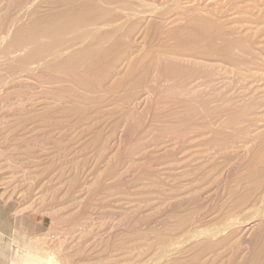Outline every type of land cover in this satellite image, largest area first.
I'll list each match as a JSON object with an SVG mask.
<instances>
[{
	"label": "bare ground",
	"instance_id": "1",
	"mask_svg": "<svg viewBox=\"0 0 264 264\" xmlns=\"http://www.w3.org/2000/svg\"><path fill=\"white\" fill-rule=\"evenodd\" d=\"M150 1H148V0H0V107H5L7 109H11V108L15 107L16 109H19L23 114V116L20 118H23L24 116H28L27 118L33 120L34 122H41V123L44 122V124H45V122H48L51 126L50 122H52V120L56 121V119L59 118L61 121V119H64V117H62V118L59 117L61 113L68 114L66 116L68 117L69 120L70 119L72 120L74 117H75L74 120H76V119H84V118L86 119L87 117H85V116L88 113H91V112L95 113L96 112L99 115L97 114V116H96L92 113V115H94L95 118H93L90 115H89L90 117H88V118H93V119L98 120L101 116L100 112L101 113L104 112L103 108L105 106V101H107L106 98H108V100L114 98V99L119 100L121 103L119 105H115V103H113V105L111 107L113 108V106H114L116 108L114 109L113 112H111L113 109L110 110L111 114L107 115V116H109L108 119L113 118L112 113H118L117 115L121 116L120 119L116 118L114 116L115 115L114 114L113 115L115 117L114 120L118 119V121H120L122 119L121 122L125 123L124 127H127L125 125L126 124L128 125L131 122H133V120L135 118V115H136L135 114V106L133 103H137V102H134V100L138 97V95L140 93H142V91L152 94L155 92L156 89L158 90L161 87H166L170 91L171 90L173 91L171 86L174 87V84L176 85L177 80H180L179 81L180 84L177 82L179 85V88L181 90H184L186 87L185 86L186 82L188 80H191L195 75H197V74L209 75L212 71H215L214 66L205 64L204 61H203L204 62L203 63V62L199 61V59H195L196 61L187 59L186 54L185 55L181 54L180 58H175L176 54L173 52L170 54L172 57H170V56H168L167 53L164 54V52H163V54L162 53L156 54L158 52L154 51L156 56H154V53H153V57L151 58V56H152L151 55L150 58L147 61H145L143 64H141L140 66H136V65L132 64L134 62L133 60L134 59L136 60V58L132 57V55H135V53H137V52L133 51V49L135 50L134 46L136 44L137 33L138 32L140 33V30L142 27H143V29L145 28L146 31H147V29H151L152 31L155 30V32L157 33V30H160V29L163 30L162 28L165 26V24H167L169 22V19H171V17H172V20H173L174 15H176V14H179V15H176V16H178V19H181V20L182 19L184 20V18L187 19L183 9L182 10L180 9V3L183 0L182 1L181 0H164V1L161 0V1H159L160 3H156L157 1L153 2V0H152V2H150ZM185 1H184V3H185ZM189 1H188V3H189ZM178 9H180V11ZM199 13H200V11H199ZM195 14H196V12H195ZM178 21L176 20L174 22L179 23ZM206 21L207 20H204V19L201 20L199 17L193 18V16H192L191 22L189 23V25L187 27L185 25H184V27L180 25L181 28L182 27L183 28L182 29L180 28V31H178V34H182L188 29H191V33L189 34V32H188L189 30L187 31L188 32L187 33L188 36L186 35L187 38L182 34L183 36H182V38L181 37L180 38L183 39L185 37L186 40H183V41L181 40L179 45L184 47V45H185L184 41H186V42L194 43L193 45L195 46L194 49L196 48V51L200 52L201 49H204L202 47L201 42H200V34H209V32H212L213 30H215L214 25H217V24L212 25L211 21H209V20L207 22ZM185 24H186V22H185ZM180 26H178V30H179ZM254 26H256V25H254ZM256 27H254L255 30L256 29L258 30V28H256ZM254 28H252V29H254ZM175 29H177V27H175L174 29L172 28V30H175ZM145 30L143 32V35H144V33L145 34L149 33V31H147L148 33H146ZM160 32L161 31H159V33ZM171 33H173V31H171ZM171 33H169V34H171ZM141 34H142V32H141ZM213 34H214V32H213ZM151 35L154 36V34H151ZM161 35H162V33H161ZM166 35L165 36L168 37V34H166ZM172 35H173L172 38L175 39L174 36L176 34L175 35L172 34ZM210 35L212 36V34H210ZM210 35H209V37H210ZM169 37H171V36H169ZM169 37H168V39H169ZM151 38H153V37H151ZM151 38H149L148 41H152L153 39H151ZM187 39H189L190 41L189 40L187 41ZM145 40H146V37H145ZM176 40H178V39H175V41ZM141 41H142V39L140 40V42H137V43L140 44V43L144 42V41H142V42ZM231 41L232 40H230V42ZM167 43H170V42H167ZM176 44H177V42H176ZM232 44H234V43H232ZM142 46L140 48L137 47L138 50L140 49L142 51L143 48H145ZM181 46H177V47L181 48ZM227 46H228V53H226L225 56H228V57L233 58V59L237 58L238 54L231 53V48H232L231 46L232 45L227 44ZM156 48H159V47L156 46ZM166 49H168V48H166ZM140 50L138 51V53H141ZM206 50L207 49H205V52H206ZM159 52H161V51H159ZM189 53H191V52H189ZM200 55H202V54H200ZM205 55L207 56V54H205ZM205 55H204V57H205ZM212 55H215V54H212ZM184 56H185V58H184ZM225 56H223V57H225ZM136 57H138V56H136ZM210 57H211V53H210ZM143 58H145V57H143ZM123 64H126V66L123 67ZM209 64H211V62H209ZM212 65H213V63H212ZM120 66L123 68H126V67H128V68L126 69V71H122V72H124V74L122 73L121 76L120 75L117 76L120 73L119 68L121 70ZM161 68L162 69L165 68V70L167 71L166 74H168L167 75L168 79L166 80L164 78L166 83L163 81L164 79L162 80L164 82L163 85L159 84L160 82L158 83V81H159L158 79L160 78V74H161V72L163 73V71H164V69L161 70ZM219 68L220 67H218V69ZM23 77H26L28 79V82L25 83L27 81V79L25 78L26 81L24 80L25 82H23L25 84H21V82H20V81H22ZM162 77H163V74H162L161 78ZM206 77H208V76H206ZM200 78H203V77H200ZM262 78H263V76L261 77V80H264V78L263 79ZM196 80L197 79H195L193 81L197 82L198 80L197 81ZM17 82L20 84L19 85L20 87L21 86L24 87L23 88L24 90L22 89L24 92L22 91V93H25V97H19V98L14 99L13 101H11L12 99L11 100L10 99L5 100V98L2 97L3 94L5 92H7V90L9 88H11L12 91L10 89V91L8 90V93L9 92L15 93L16 88H14L15 87L14 85H10L6 88L3 86L6 84H8V85L14 84V83L17 84ZM210 83L213 84L214 82H210ZM202 84H204V83H202ZM229 84H230V82L228 83V85ZM263 86H264V84H263ZM176 88H178V86ZM200 88H201V86H200ZM19 89H21V88H19ZM262 89H264V88H262ZM18 90H16V91H18ZM64 90H66V93ZM169 90L168 91L166 90V92L170 93ZM30 91H32V92L35 91V95L33 93H31ZM62 92H64L65 94L61 95ZM163 92L165 93V91H163ZM192 92L193 91H191V93ZM212 92H214V91H212ZM215 92H218V94H219L220 91H215ZM158 93H159V91H158ZM185 93L189 94L190 91H187ZM40 94H42V95L38 96ZM43 94H45V95H43ZM174 94L175 93H173V96H174ZM209 95H207V96L212 97V95H210V96ZM146 96H147V94H146ZM156 96H159V95H156ZM185 96H187V95H185ZM228 96L229 95L227 94L225 96V98H228ZM4 97H6V96H4ZM164 97H166V96H164ZM225 98H223V100ZM232 98H231V101L234 100ZM35 99L38 100L37 103H35ZM142 99H143V97H142ZM202 99H204V98H202ZM245 99H246V97H245ZM138 100L141 101V99H139V98H138ZM166 100H167V98H166ZM194 100H196V99H194ZM237 100H239V99H237ZM252 100L253 99L250 98V100H246V102L252 101ZM119 101H118V103H119ZM145 101L148 103V100H145ZM160 101H161V99H160ZM172 101H175V100H172ZM153 102L155 103V100ZM153 102H152V104H153ZM176 102H178V101L176 100ZM176 102H170V104L171 103L176 104ZM180 102H179L180 104H183V105L185 104V103H183V101H180ZM240 102H241V100L239 101V103ZM246 102H244L243 104H245ZM138 103H139V101H138ZM147 103H146V107H147ZM149 103H148V106L150 105ZM165 103H168V102L165 101ZM209 103H210V101H209ZM220 103H221V101H220ZM229 103H227V106L229 105ZM248 103H249V105H244V107L241 103L242 108L240 106V108H241L240 110H239V108L237 109L236 105L235 106L233 105L234 106L233 111H235V109H237V113H234V112L233 113L238 114L239 116L238 115L237 116L241 118L240 119L237 117L239 120V122L237 121V123L239 125H241V123L246 119V117H248L247 114H249V116L252 114V116H253V113L257 110L256 109L257 105L255 104L256 102L255 103L254 102H248ZM107 104H106V106H107ZM157 104H158V102H157ZM170 104L168 103V105H170ZM216 104L218 105L219 103H216ZM235 104H237V103H235ZM110 105H108V106H110ZM195 105H197V104H195ZM153 106H154V104H153ZM176 106H178V103ZM222 106H226L225 103ZM227 106H226V108H227ZM233 106H230V107H233ZM237 106H238V104H237ZM157 107H162L161 103H160V106L157 105ZM157 107L155 106L153 109L156 110L155 108H157ZM186 107L187 106H185V108ZM203 107H206V105L202 106V108ZM207 107H209V106H207ZM149 108H150V106H149ZM1 109H3V108H1ZM183 109H181V111H183ZM108 110H109V108H108ZM140 110L138 109L137 111H139V113H140ZM154 110H152L153 114L155 113ZM177 110H180V109H177ZM204 110H202V111H204ZM2 111L4 112V110H2ZM6 111L9 112V110L5 109V112ZM162 111H164V108L162 110L160 109L159 114ZM217 111H218V109H217ZM106 112H108V111H105V113ZM110 112H108V113H110ZM144 112L147 113V109ZM156 112H158V110H156ZM168 112H170V111H168ZM168 112H166V114ZM192 112L196 113V109ZM197 112L199 113V111H197ZM228 112L229 111H226V112H224V114L228 113ZM230 112L227 114L228 116H229V114L230 115L232 114ZM108 113H106V114H108ZM182 113L183 112H181V114ZM198 113H196V114H198ZM201 113H199V115ZM72 114H74L75 116L71 117ZM188 114H189V112H188ZM178 115H180V114H178ZM178 115L172 114L171 117H175ZM182 115H180V116H182ZM199 115H197V116H199ZM214 115L218 117V115H216V114H214ZM255 115H257V113ZM19 116H21V115L19 114ZM63 116H64V114H63ZM104 116H105L104 118L107 119L106 115H104ZM119 116H117V117H119ZM145 116L147 117V115H145ZM145 116H143V117H145ZM153 116L155 117V114ZM160 116H162V115H160ZM209 116H211V115L209 114ZM168 117L169 116L167 115V118ZM195 117H194V119H196ZM222 117H223L222 119H224L223 114H222ZM225 117H226V114H225ZM104 118H100L98 121H100V120L103 121V120H105ZM147 118H145V120ZM167 118H164V119H167ZM220 118H221V116H220ZM59 119H57V120L59 121ZM108 119H107V121H109ZM141 119H142V117H141ZM151 119H153V117ZM71 120H70V122H71ZM96 120H95V122H96ZM177 120L179 121V119H177ZM204 120H206V119L204 118ZM204 120H201V121L203 122ZM214 120H216V118H214ZM233 120H234V118H233ZM58 121H56V123ZM98 121H97V123H99ZM118 121L116 123V121L114 122L112 120V122H109V123H113L112 124V126H113L114 123L118 124ZM134 121H136V120H134ZM191 121H193V119ZM4 122H6L5 115L0 116V125L3 124ZM66 122L68 123V120ZM66 122L64 123V125L67 124ZM105 122H106V120H105ZM144 122L145 121L143 120V123ZM234 122H236V121L234 120ZM234 122H232V123L234 124ZM249 122H251V119H249ZM56 123H55V125H56ZM182 123H183V125L184 124L187 125V122H185V123L182 122ZM182 123H178L179 127L182 125ZM196 123H198V122H196ZM70 124H73V122ZM92 124H93L92 122H91V124L88 123V125H91L92 127H94L95 124H93L94 126ZM116 124L113 126L114 131L116 130L115 129ZM134 124H135V122L133 123V127H136L138 125L137 123L135 125ZM216 124H215V126H216ZM74 125H75V123H74ZM103 125L104 124H102L101 126L104 127L105 125L104 126ZM168 125H167V127H164V128H169ZM172 125L175 126L174 123ZM84 126H86V125L83 124L81 127L84 128ZM91 126H89L88 128H90ZM61 127H62V125H61ZM102 127H101V129H103ZM176 127H178L177 124H176ZM194 127H196V126H194ZM197 127H199V126H197ZM212 127H214V125H212ZM225 127H227V124L225 125ZM95 128H96V126H95ZM153 128H154V126H153ZM199 128H201V127H199ZM233 128H236V126ZM243 128H245V127H243ZM101 129H99V132H93V133H95V136L93 134H92V136H94L93 138L95 140H99V138H101V139L106 138L105 135L103 136V138H102V136L100 137L101 132H102ZM174 129L172 128V130H174ZM204 129H205V127H204ZM219 129H222V128L219 127L218 129H216V132L219 131ZM61 130H64V129H61ZM94 130H97V129H92V131H94ZM123 130L129 131V129H123ZM203 130H202V132H203ZM205 130H207V128ZM223 130H224V132L228 131V129L227 130L223 129ZM223 130H221V132L219 131L221 133V136L224 134V132H222ZM238 130L239 129L237 127V133H236V131L233 129V131H235L234 133L236 134V136L239 135ZM132 131H133V128H132ZM151 131L153 132L154 130H151ZM163 131H165V130H163ZM195 131H198V129ZM199 131H200V129H199ZM90 132L91 131H89V133ZM104 132H105V130H104ZM156 132H158V131H156ZM188 132H190V131H188ZM261 132L263 134V131H261ZM85 133H86V131H85ZM123 133L126 134V132H123ZM135 133H136V131L134 132V134ZM183 133H184V130H183ZM220 133H218L219 135L215 133L214 136L217 135V137H219ZM228 133L230 134V133H232V131L228 132ZM239 133H241V132H239ZM124 134H123V136H124ZM147 134H148V132H147ZM179 134H181V133H179ZM209 134H207V136H209ZM229 134H228V136H229ZM232 134H230V135H232ZM255 134H257V132ZM258 134H259V136L261 135L260 133H258ZM90 135H91V133H90ZM110 135H111V133H110ZM110 135H108L106 133V136H108L107 137L108 141L111 138V137H109ZM240 135H242V134H240ZM245 135H246V133H245ZM245 135H243V136H245ZM247 135H246V137H247ZM249 135H250V133H249ZM126 136L127 135H125V137ZM148 136H149V134H148ZM204 136H206V134L203 135L202 139L201 138L200 139L203 140ZM223 136H222V138H223ZM228 136H226V137H228ZM234 136L235 135L233 134L232 137H234ZM236 136L234 138H236ZM160 137L159 138L162 139V136H160ZM212 137H213V134H212ZM239 137L240 136H238L237 138H239ZM249 137H250L249 138V141H250V139H252L253 137L252 138H251V136H249ZM254 137L255 138H253L250 141V143L252 141H255L257 135H254ZM120 138H122V137L120 136ZM172 138H176V137L172 136ZM181 138H182V136H181ZM181 138L178 137L177 139H181ZM243 138H245V137H243ZM90 139H92V138H90ZM193 139H196V138H193ZM258 139H259V137H258ZM92 140H90V142ZM183 140L185 142L186 139L184 138ZM208 140H209L208 142L211 141V139H208ZM222 140H224V139H222ZM41 141L42 140H39L40 144H42ZM103 141L104 140L95 141L98 143L100 142L101 148L98 149L99 151H103V150L109 148V146L108 147L105 146L106 142L104 143ZM108 141H107V143H108ZM123 141H125V140H123ZM212 141H215V140H212ZM212 141H211V143H212ZM233 141H235V140L233 139ZM216 142H217V140H216ZM222 142H225V141H222ZM222 142H221V144H222ZM235 142H233V143H235ZM260 142L258 141V143H260V145L263 144V146H264V143H262V141H260ZM203 143H205V142H203ZM250 143H249V148L251 151L252 146H250V145L253 142L251 144ZM175 144L176 143L173 142V145H175ZM181 144H183V142H181ZM229 145H232V144L230 143ZM229 145H228V147H229ZM114 146L118 147L116 145H114ZM115 147H112V148L115 149ZM127 147H128V145H127ZM168 147L166 146L165 148H168ZM170 147H171V145H170ZM209 147H211V146H209ZM244 147H245V145H244ZM121 148H122V146H121ZM165 148H164V150H166ZM212 148L213 147H211V149ZM124 149H126V148H124ZM211 149H209V152L213 150V149L212 150ZM204 150H205V148H204ZM108 152H109L108 154H112V153H110V151H108ZM124 152H126V151H124ZM1 153H2V151L0 150V155H1ZM262 153H263V151L260 152L259 156L257 154V158L255 155V159H252V158H254V155L252 154L253 157L250 158L251 160L249 161V165L247 164L249 169H246L247 171H246L245 175L241 177V175H242L241 174L240 178H237V180L235 181V184L229 186V188L227 189L226 195L224 196L225 199L222 200L221 203L217 202L218 204L216 205V208H214V210H212L213 207L211 206L212 207V208L210 207L211 211H205L206 210L205 208H207L208 204H205L201 200H199L201 196L199 194L200 191H198V188H200V187H198V186L201 185L205 180H208V179L210 180L212 178V176L213 177L215 176L214 180H216L217 176L214 175L217 171V168H218V166H217L218 164L216 162H213L211 164V167L207 171H206V167H199V165H195L191 168L187 167L188 169L186 171H184L183 174L181 173L182 172L181 171L180 172L181 175L187 176V179L189 180V182L187 180V182H188L187 185L189 186L187 188V190L185 188V187H187V185H182V188H181V185L179 184L180 185L179 186L176 182L174 184L175 185L174 188L172 186H170V187H172L173 190L169 189V188H168V190H167V188L165 190V188H163V187H165L166 184L164 186L160 182V180H158L156 177H154L157 179V180L152 179L155 190H156L155 194L157 197H155V198L153 197V199L155 201V208H153L154 206L152 207L154 209V211H152V212H154V213H152V212L151 213L154 215H152V214H150V215L148 214V215L150 217H151V215H152V217L155 215L157 216V214H160V212L161 213L164 212L163 209H169L170 213L168 215L164 214L163 218H160L161 216H159L158 218H160V220L156 217L155 220H153V221H156V219H157L158 222L156 223V225L154 224L155 226L153 227L152 226L153 221H152L151 222L152 225L150 224L152 226L151 228L145 227L146 224H144L145 225L144 227H142L143 225L140 226L141 225L140 221H143V219L140 220L139 217H137L140 214H138L136 217H134V219L132 218L134 215L133 214L132 216L130 215L129 219H128L129 216L127 218H125L122 215L124 218L122 216H119V218L122 217L123 219L118 218L116 220H113V218H111V212H110L111 210H106L103 206L102 208L105 211L103 209H102V211L101 210L99 211V209H101L100 204H99V206H100L99 209L96 210V211H99L98 215H96V214L93 215L91 213V207H89L88 209H86L84 211L81 210L82 212H80V213L76 212L75 214H77L79 216H78V218H75V219L72 218V216L74 214H71V215L63 218L62 217V209H54L53 207H42V210L46 211L48 216L49 215L51 216L52 226L48 230H46V232L39 233V234H36L34 236H30L28 239L30 242L34 243L36 246L41 247V253L38 251V249L37 250L29 249L30 246H27L28 244H26V243H24V244L13 243L14 254H15V263L17 262V264H80L79 262L81 260L76 261V259L74 258V255L76 253L73 252V254H72V253H69L66 251L65 243H66L67 238H64V239L62 238L64 233L65 234L70 233L72 231V229H75L76 231H78L77 236L79 239H84L87 236L91 235V236H95L98 239H100L101 243H102V244H100L101 245L100 257H98L94 260H92V259L84 260L83 262H81V264H264V153L263 154ZM118 154L116 152H114L112 155H109L111 157L107 156L109 158V159H107L108 160L107 166L112 165V163H115L116 160H114V158ZM124 154L125 153H123V155ZM123 155H122V157H123ZM239 156H241V155H239ZM9 161L11 162V160H9ZM82 161H83V163L85 162V160H82ZM82 161H81V163H82ZM120 161L122 162V160H120ZM117 162H119V161H117ZM137 163L138 162H135L134 165H138V164L140 165V163H138V164ZM74 164L72 163V165H71L72 166L71 168H73V170H71V171H73L72 172L73 175H74V173H76L77 165H78V164L77 165L75 164L76 167H73ZM85 164L86 163H84V165ZM80 165L84 166L83 164H80ZM119 165H120V163H119ZM105 166L106 165H104V167ZM131 166L132 165L130 164L129 167H131ZM129 167L127 169L130 170ZM151 167H153V165H151L149 167V169ZM132 168H131V171H133ZM134 168L137 169L136 166ZM139 168H140V166H139ZM99 169H96V170H99ZM104 169H106V168H103V171H105ZM127 169L125 170L126 173H128ZM179 169H180V167H179ZM101 170H99V172ZM139 170H141V168ZM150 170H152V169H150ZM171 170L172 169H170V171H169V168H168V172H171ZM136 171H135V173H136ZM141 171H143V170H141ZM160 171H162V170H160ZM157 172H158V170H157ZM81 173H82V171H81ZM119 173L121 175V172H119ZM119 173H118V175H119ZM131 173H133V175H135L134 172H131ZM141 173L142 172H140L139 175H141ZM77 174H78V172H77ZM129 174H130V172H129ZM159 175H162V174H159ZM171 176L172 175H170L168 177L170 178ZM173 176H174V174H173ZM95 177H96V175H95ZM73 178H75V175H74V177H72V179ZM98 178L99 177H96L95 180L99 181L100 178L99 179ZM164 179H167V177ZM95 180L92 182L93 183L96 182ZM137 180H139V179H137ZM222 180L223 179H221V180L217 179L216 180L217 185H218V183L222 182ZM100 181H102V180L100 179ZM170 181L172 182V180H170ZM173 183H174V181H173ZM95 184L96 183H94V186H96ZM85 185L87 186V184H85ZM89 185H88V187H89ZM183 187L187 191V192H185V193H187L185 196L184 195L181 196V194H184V192H182V193L180 192L181 193L180 195H178L179 193H175L178 190L181 191L182 189H184ZM85 188H87V187H85ZM223 188L225 189V186L222 187V190H223ZM88 189H90V188H87V191H88ZM105 189L106 188H104V190H102V191L112 190V189H109V190H105ZM112 191H114V190H112ZM223 191H221V192L223 193ZM142 193L143 192L141 191L140 194H142ZM94 194L96 195V193H94ZM94 194H92V197ZM115 194L117 195L119 193H115V191H114V194L112 193L111 195L114 196ZM131 194H132V192H131ZM131 194L128 195V194L123 193V194H121V196L126 195L125 197H127V195L131 196ZM136 194H137V192H136ZM136 194H133V195L136 196ZM100 195H103V197H104L103 199L100 197L101 198L100 200H104L105 198H107V197L109 198L111 196L109 194L107 196H104L105 194H100ZM131 197H133V196H131ZM215 197L211 200L212 201L215 200ZM138 198H139V196H138ZM119 200L122 202L124 201V199L123 200L119 199ZM134 200L137 201L136 199H133V201ZM35 202H36V200H35ZM97 202H99V201H97ZM113 202H114V204H116L115 201H113ZM128 202H129V200H128ZM128 202L126 201V204H128ZM130 202H132V201H130ZM130 202H129V204H130ZM199 202L200 203L202 202L205 206H203L202 203L199 204ZM123 203L125 206V202H123ZM134 203H139V201L133 202V204ZM140 203H141V201H140ZM140 203H139V205H140ZM210 204H212V203H210ZM34 205L35 204L31 203V202L25 203L22 207L15 210V214L22 212L23 210L30 208ZM131 205H132V203H131ZM90 206H92V205H90ZM126 206H125V208H126ZM131 207L132 206H130V208ZM133 207H135V206L133 205ZM133 207H132V210L129 208L130 211H133ZM214 207H215V205H214ZM127 208H128V206H127ZM172 208H174V209H172ZM33 209H36V207H33ZM95 209H96V207H95ZM95 209H92V210H95ZM120 210L122 211L121 206H120ZM135 211L136 210H134V213H135ZM122 212L127 213L126 210H124ZM126 213L124 215H126ZM91 214L95 217H92ZM145 216H147V215H145ZM145 216H143L144 219H145ZM140 217H142V215H140ZM137 219L140 221H138ZM149 220H150V218H149ZM149 220H145V221L148 222ZM248 220H249V223L247 222ZM145 221H144V223H146ZM147 226H149V224ZM245 226L247 228H245ZM101 231H103V232L101 233ZM75 250H76V252H80L79 246H77V248ZM16 258H21V259L16 261ZM13 264H14V259H13Z\"/></svg>",
	"mask_w": 264,
	"mask_h": 264
},
{
	"label": "rangeland",
	"instance_id": "2",
	"mask_svg": "<svg viewBox=\"0 0 264 264\" xmlns=\"http://www.w3.org/2000/svg\"><path fill=\"white\" fill-rule=\"evenodd\" d=\"M148 1H150V0H148ZM159 1H161V0H153V2H156V3H160ZM162 1H164V0H162ZM184 1L185 0H183L180 3V9L181 10L183 9L187 19H185V18H184V20L178 19V16H176V15H179V14H176V15H174L173 20H172V17H171V19H169L168 23L170 25L166 22L167 24H165V26L162 28L164 31L160 29V30H157V33L155 32V30L152 31L151 29H147V31H149V33H148L145 30V28L144 29H143V27L141 28L140 33L138 32L137 37L135 36L136 37V44L134 46L135 50L133 49V51L137 52V53H135V55L137 54L136 56H138V57H136L135 55H132V57L136 58V60L133 58L134 59L133 61L135 63L134 62L133 63L131 62V63L136 65V66H140L145 61H147L151 55H152L151 56V58H152L153 53H154V56H156V54H159V53L163 54V52H164V54L167 53L168 56L172 57L170 54L173 52L177 56V57L175 56V58H180L181 54H183V55L186 54L187 59H190L193 61H196L195 59H199V61H201V62L204 61L205 64L214 66L215 71H212L209 75H204V74L203 75L202 74L201 75L200 74L195 75L191 80H188L186 82L185 86L187 88L185 87L184 90H181L179 88L178 83L180 80H177L176 85L174 84L175 88L171 86L173 91L172 90L170 91L166 87H161V88L159 87L161 90L156 89L154 92L155 94L154 93H152V94L146 93V92L142 91V93H140L138 95V97L134 100V102H137V103H133L135 106V114L138 117L135 115L134 120H136V121L133 120V122H131L130 124L125 125L128 128L124 127L125 123L121 122L122 119L120 121H118V119L114 120L115 117L120 119L121 116L117 115L118 113H112L113 118L111 117L112 119H108L109 116H107V115H110L111 112H113L114 109L116 108L114 106H113V108L111 107L113 105V103H115V105H119L121 103L119 100L114 99V98H112L110 100H108V98H106L107 101H105V106L103 108L104 112H102V113L100 112V115H101L100 118H104L105 117L104 115H106L107 119L109 120V121H107V119L104 118L106 120V122H105V120L102 119L106 124L101 120H100L101 122L98 121L100 118L98 120L93 119V118H95L94 115L97 116V114H98L96 112H95L96 114L93 112L88 113L85 116V117H87L86 119L84 118V119H76V120H74L75 115L72 114L71 117H74V118L72 120L70 119L71 122L68 119V117L66 116L68 114L61 113L59 117L60 118L64 117V119H61V121H60V119L57 118L60 121L59 122L56 119V121H58L57 123H56V121L52 120L53 123L50 122L51 123V126H50V124L48 122H45V124H44V122L43 123L34 122L33 120L28 119L27 118L28 116H24L23 118H20L23 116V114L19 109H16L15 107L11 108V109H7L5 107H0V116L5 115V119H6V122H4L3 124L0 125V150L2 151V153L0 155V231L5 232L6 235L9 236V235H11L10 230L13 227L14 228L13 236L15 239V244L26 243V244H28L27 246H30L29 249H31V250H37L38 249V251L41 253V247L36 246L34 243L30 242L28 239L30 236H34L36 234L46 232V230H48L52 226L51 216L50 215L48 216L47 212L42 210V207H53L54 209H62V217L63 218L67 217L71 214H74L72 216V218L75 219V218H78V216H79V215L75 214L76 212L80 213V212H82L81 210L84 211V210L88 209L89 207H91V213L93 215H95V214L98 215L99 211L100 210L102 211V209H103L102 207L104 206V208L106 210H111L110 211L111 212V218H113V220L118 219L119 216H122V215L125 218H127L129 216L128 217V219H129L130 215L132 216L133 214L134 215L132 218L134 219V217H136L138 214H140V215H142V217H140V215L137 216V217H139L140 220L143 219V221H140L137 219L138 221L141 222L140 226L143 225L142 227H144L145 226L144 224H146L145 227H150V228L152 226L154 227L158 221H157V219H156V221H153V220H155V218L156 217L158 218L159 216H161L160 218H163V215L164 214L168 215L170 213V210L169 209H163L164 212L163 213L160 212L161 215L157 214V216L155 215L152 217V215H154V214H152V213H154L152 211H154L153 208H155V201H154L153 197L154 198L157 197L155 194L156 190H155L152 179L153 180L154 179L160 180V182L164 186L166 184V186L163 187V188H165V190H166V188H167V190H168V188L169 189H172V187L174 188L175 182L178 185L180 184L181 188H182V185H187L189 180L187 179V176L181 175V173L183 174L184 171H186L188 168H191L195 165H199V167H206V171H207L211 167V164L213 162H216L218 164L217 165L218 168H217V171L214 175L217 176L216 180L217 179H219V180L223 179L222 182L218 183V185H217V183H216L217 181L214 180L215 176L214 177L212 176V178L210 180L209 179L205 180L201 185L198 186V187H200V188H198V191H200L199 194L201 196L199 200H201L205 204H208L207 208H205L206 209L205 211H211L210 210L211 206L213 207V208L211 207L212 210H214V208H216V205L218 204L217 202L221 203V201L225 199L224 196L226 195V192H227V189L229 188V186L234 185L235 181L237 180V178H240L241 174H242L241 177L245 175V173L247 171L246 169H249L248 165H249V161L251 160L250 158L253 157L252 154L254 155V158H252V159H255V155L257 158V154L259 156L260 152L263 151V153H264V149H263L264 146H263V144L260 145V143H261L260 141H262V143H264L263 142L264 141V89H262V88H264V86H263L264 80H261L262 76L264 78V0H192V1L188 0L189 3L187 0H186L187 2L185 1V3H184ZM150 2H152V0ZM180 9H178V10L180 11ZM199 11H200V13H199ZM195 12H196V14H195ZM192 16H193V18L199 17L201 20H203V19L207 20V21L209 20V21H211L212 25L217 24V25H214L215 30H213L212 32H209V34H200V42L202 44V47L204 48V49H201L200 52L196 51V48L194 49V47H195L193 45L194 43L184 41L185 42V45L183 44L184 47L179 45L181 40L182 41L186 40V38L188 36L187 33L189 32V34H190L191 29H188L189 31L184 30L185 34L182 33L186 37V38L184 37L185 39L184 38L181 39L183 35L178 34V31H180L181 26L184 27V25H185L187 27L189 25V23L191 22ZM176 20L177 21L179 20L178 21L179 23L174 22ZM185 22H186V24H185ZM254 25H256L257 27ZM178 26H180L179 30H178ZM175 27H177V29L172 30V28L174 29ZM254 27L258 28V30L257 29L255 30ZM252 28H254V29H252ZM144 30L148 34L144 33V35H143ZM168 30L173 31V33H171V31L169 32ZM159 31H161V32L159 33ZM141 32H142V34H141ZM213 32H214V34H213ZM161 33H162V35H161ZM169 33H171V34H169ZM151 34H154V36ZM166 34H168V37L169 36H171V37H169V39H168V37H166L167 36ZM172 34H174V35L176 34L177 36L175 35L174 37H175V39H178V40L175 41V39L172 38V36H173ZM210 34H212V36ZM209 35H210V37H209ZM145 37H146V40H145ZM151 37H153V38H151ZM149 38H151L153 40L148 41ZM141 39L144 42L141 41L142 43H140V44L137 43V42H140ZM188 40L189 39H187V41ZM230 40H232V41L230 42ZM167 42H170L171 44L167 43ZM176 42H177V44H176ZM232 43H234V44H232ZM227 44L232 45L231 46L232 47L231 53L238 54L237 58L233 59V58H230L228 56H225V54L228 53ZM140 45L141 46L143 45L142 47H145V48H143L142 51L139 49L141 53H138V51H139L138 48L141 47ZM156 46L159 48H156ZM177 46H181V48L177 47ZM166 48H168V49H166ZM205 49H207L206 52H205ZM154 51H156L158 53L155 54ZM159 51H161V52H159ZM189 52H191V53H189ZM210 53H211V57L213 56L212 58L210 57ZM200 54H202V55H200ZM205 54H207V56ZM212 54H215V55L217 54V55L215 56ZM204 55H205V57H204ZM223 56H225V57H223ZM143 57H145L146 59ZM184 58H185V56H184ZM209 62H211V64H209ZM212 63H213V65H212ZM125 66H126V64H123V67H125ZM123 67H121V70L119 68V72L121 74L119 73L117 76H119V75L121 76L122 73L124 74V72H122V71H126V69L128 68V67H126V68H123ZM218 67H220V68L218 69ZM163 69L165 72L163 71V73H162L160 71L161 74H160V78L158 79L159 80L158 83L160 82L159 84H161V85H163L164 82L166 83L165 79L166 80L168 79V76H167L168 74H166L167 71L165 70V68H163ZM163 69L161 68V70H163ZM162 74H163V77L161 78ZM206 76H208V77H206ZM200 77H203V78H200ZM25 78L26 77H23V79L21 78L22 79V81H20L21 84H25L28 82V79L26 78L27 79V81H26ZM194 78L197 79L198 81L196 80L197 82H194L193 81V80H195ZM23 82H25V83H23ZM210 82H214V83L212 84ZM229 82H230V84L228 85ZM15 83L9 84V85L6 84L3 86L6 88L10 85H14L15 86L14 88H16V90L21 88L18 91H16L14 89L15 93H13V92L8 93V90L10 91V89H11V88H9L7 90V92L4 93L5 95L3 94V96H2L3 98H5V100H8V99L11 100L12 99L11 101H13L16 98L25 97V93H22V91L24 90L23 89L24 87H22V86L20 87L19 86L20 84L18 82H17V84H15ZM202 83H204V84H202ZM177 86H178V88H176ZM200 86L202 89L200 88ZM166 90L167 91L169 90L170 93L166 92ZM11 91H12V89H11ZM64 91L66 93V90H64ZM158 91H159V93H158ZM163 91H165V93ZM187 91H190V93L186 94L185 92H187ZM191 91H193V92L191 93ZM210 91L211 92L214 91V92L211 93ZM215 91H220V92L218 94V92H215ZM30 92L35 95V91H33V92L30 91ZM65 93L62 92L61 95L62 94L64 95ZM173 93H175L176 95L174 94V96H173ZM146 94H147V96H146ZM209 94L212 95V97ZM225 94L229 95L228 98H225V96H226ZM41 95L42 94H40L38 96H41ZM43 95H45V94H43ZM156 95H159V96H156ZM185 95H187V96H185ZM207 95H209L210 97H208ZM4 96H6V97H4ZM141 96L143 97V99ZM164 96H166V97H164ZM244 96L246 97V99ZM222 97L225 99L223 100ZM138 98L141 99V101L138 100ZM166 98H167V100L168 99L169 100L167 101ZM202 98H204V99H202ZM231 98L234 99V100H232L233 102L231 101ZM250 98H252L253 100L246 102V100H250ZM160 99L162 102L160 101ZM194 99H196V100H194ZM237 99H239V100H237ZM145 100H148V103L150 102L149 103L150 108L148 106V103ZM154 100H155V103L153 102ZM172 100H175V101H172ZM176 100L178 102H176ZM240 100H241V102L239 103ZM37 101L38 100L35 99V103H37ZM118 101H119V103H118ZM138 101H139V103H138ZM165 101L168 102L169 104H170V102H176V104L171 103L170 104L172 106L171 107L170 105H168V103H165ZM180 101H183V103H185V104L184 105L180 104L181 103ZM209 101H210V103H209ZM220 101H221V103H220ZM152 102H153L154 106H153ZM157 102H158V104H157ZM244 102H246V103L243 104ZM248 102H254V103L256 102L255 104L257 105V108H256L257 110L253 113V116H252V114L250 116H249V114H247V116H248V117H246L247 120L245 119L241 123V125H239L237 123V121L239 122L238 118H240V117H238L239 116L238 114H234V113H237V109L239 108V110H240L242 108V105H243V107H244V105H249ZM146 103H147V107H146ZM160 103H161V106L164 108V111L160 112V114H159L160 109L161 110L163 109L162 107H157V105L160 106ZM177 103H178V106H176ZM216 103H219V104L217 105ZM224 103L226 106H227V103H229L227 108H226V106H222V105H224ZM235 103H237L238 106ZM241 103H242V105H241ZM106 104H107V106H106ZM195 104H197V105H195ZM108 105H110V106H108ZM204 105H206V107L202 108V106H204ZM233 105L234 106L236 105V107H237V109H235V111H233L234 110ZM155 106L157 107L155 109L158 110V112H156V110L153 109ZM185 106H187L188 108L186 107L187 108L186 109ZM207 106H209V107H207ZM230 106H233V107H230ZM240 106H241V108H240ZM1 108H3V109H1ZM4 108L6 110H9V112H7V111L5 112ZM108 108H109V110H108ZM145 108L147 109V113L149 115L146 112H144V111H146ZM138 109L139 110L141 109L140 113L142 111L144 113L142 112L143 114L142 113L140 114L139 111H137ZM177 109H180V110H177ZM181 109H183V111H181ZM195 109H196V113H198L197 111H199V113L202 112L201 113L202 115L201 114L199 115V113L196 114L195 112H194L195 113L194 114L192 111H194ZM217 109H218V111H217ZM2 110H4V112ZM110 110H112V111L110 112ZM152 110H154V112H155L154 113L155 117L153 116L154 114L152 113L153 112ZM202 110H204V111H202ZM105 111H108L110 113L106 112V113H108V114H106ZM168 111H170L171 113ZM226 111H229V112L231 111L230 113H232V114L231 115L229 114V116H228L227 114L229 112L225 113L226 114V117H225L224 112H226ZM166 112H168V113L166 114ZM181 112H183L182 113L183 115L181 114ZM188 112H189V114H188ZM92 113L94 115H92ZM256 113H257V115H255ZM19 114L21 116H19ZM63 114H64V116H63ZM172 114L173 115L180 114L182 116L178 115L175 117H171ZM209 114L211 116H209ZM214 114L218 115V117L215 116ZM222 114L224 116V119H222L223 118ZM89 115L92 116L93 118H88V117H90ZM145 115H147L148 118ZM160 115H162V116H160ZM167 115L169 116L168 118H167ZM197 115H199L200 117ZM219 115L221 116V118ZM117 116H119V117H117ZM143 116H145V117H143ZM141 117H142V119L144 118L143 119L145 121L144 123H143V120L141 119ZM152 117H153V119H151ZM194 117L196 119H194ZM206 117L207 118L209 117V118L207 119ZM145 118H147V119L145 120ZM164 118H167V119H164ZM204 118L206 120H204ZM214 118H216V120H214ZM233 118L236 122H234ZM177 119H179V121ZM192 119H193V121H191ZM200 119L204 120V121L202 122ZM249 119H251V122H249ZM67 120H68V123L66 122ZM95 120H96V122H95ZM112 120L114 122L116 121V123L118 121V124L114 123V125L116 124V127H115L116 130L115 131L113 129L114 125L112 126L113 123H109V122H112ZM97 121L99 123H97ZM65 122L67 124L64 125ZM72 122H73V124H70ZM91 122L93 124H95L96 128L93 124L92 125L94 127H92L91 125H88V123L91 124ZM134 122H135V124L136 123L138 124L136 126L137 128L133 127ZM182 122H184V123L187 122V125H185V124L183 125ZM196 122H198V123H196ZM232 122H234V124ZM55 123H56V125H55ZM74 123H75V125H74ZM171 123L172 124L174 123L175 126H173ZM178 123H182V125L179 127ZM210 123L212 125H214V127H212V125ZM214 123L215 124L217 123L216 126ZM83 124H85L86 126L88 125V126L87 127L84 126V128H82L81 126ZM102 124H104L105 126L103 125L104 127H102L101 126ZM176 124L178 125V127H176ZM226 124H227V127H225ZM61 125H62V127H61ZM167 125L169 128H164V127H167ZM234 125L236 126V128H233V127H235ZM89 126H91V127L88 128ZM100 126L105 130V132L103 129H101ZM153 126H154V128H153ZM194 126H196V127H194ZM197 126L201 127L202 129L197 127ZM242 126L245 128H243ZM171 127L173 129L174 128L175 129L172 130ZM204 127H205V129L207 128V130H205ZM217 127L222 128V129H219L220 132L223 129H225V130L228 129V131H225V132H224V130L222 131V132H224V134L226 133L225 135L223 134L224 136L222 135L223 138H222L221 133L219 131H217V132L220 133L221 137L220 136L217 137V135L214 136L215 133L218 134L216 132V129H218ZM237 127L239 129L238 130V134H239L238 136H240L239 138H237L238 136H236V134L234 133L235 131L237 133ZM132 128H133V131L134 130L136 131L135 134H134L135 131L133 132ZM61 129H64V130H61ZM92 129H97V130L92 131ZM99 129H101V131H102V132L100 131L101 132L100 137L102 136V138H103L104 135L106 137L103 139L99 138V140L100 141L104 140L103 142L104 143L106 142L105 146L106 147L109 146V148H107L103 151L98 150L99 148H101L100 142L99 143L95 142V141H99V140H95L93 138L95 136V133H93V132H99ZM123 129H129V131L123 130ZM197 129H198V131L200 129V131H199L200 133L198 131H195ZM233 129L235 131H233ZM151 130H154L155 132L153 131L154 132L153 133ZM163 130H165V131H163ZM183 130H184V133H183ZM202 130H203V132H202ZM230 130L236 136V138H234L235 136L232 137V135H233L232 133H230L232 135H230L228 133V132H231ZM85 131H86V133H85ZM89 131H91L90 132L91 135H90ZM156 131H158V132H156ZM188 131H190V132H188ZM261 131H263V134ZM123 132H126V134H124ZM147 132H148L149 136H148ZM239 132H241V133H239ZM256 132H257V134H255ZM106 133L108 135H110V133H111V135L109 136V137H111L109 139V141L107 139L108 136H106ZM179 133H181V134H179ZM245 133H246V135L248 134L247 137H246ZM249 133H250V135H249ZM258 133H260L261 135L259 136ZM92 134L94 136H92ZM123 134H124V136H123ZM170 134L171 135L173 134L172 136H174L176 138H172V136ZM205 134H206V136H204V139L201 140L203 138V135H205ZM207 134H209V136H207ZM212 134H213V137H212ZM228 134H229V136H228ZM240 134H242V135H240ZM125 135H127V136L125 137ZM243 135H245V136H243ZM254 135H257V137H256L255 141H252L254 144L251 142L253 144L252 145L250 143V141L253 138H255ZM120 136L122 138H120ZM160 136H162V139H160L161 138ZM181 136L183 139L184 138L186 139L185 142L181 138ZM226 136H228L229 138ZM242 136L245 138H243ZM249 136H251V138L253 137L252 139H250V141H249V138H250ZM178 137H180L181 139H177ZM258 137H259V139H258ZM90 138H92L93 140ZM193 138H196V139H193ZM38 139L42 140L41 143L43 145L40 144ZM208 139H211V141L212 140H215V141H212V143H211V141L208 142L209 141ZM222 139H224V140H222ZM233 139L236 142L233 141ZM90 140H92V141L90 142ZM106 140L108 141V143ZM123 140H125V141H123ZM216 140H217V142H216ZM221 140L225 141V142H222ZM258 141L260 143H258ZM173 142L176 143L175 144L176 146L173 145ZM181 142H183V144H181ZM203 142H205V143H203ZM221 142H222V144H221ZM233 142H235V143H233ZM230 143L232 145H229ZM242 143L245 145V147ZM249 143L251 144L250 146H252L251 151L249 148ZM114 145H116L118 147H115ZM127 145H128V147H127ZM170 145H171V147H170ZM228 145H229V147H228ZM121 146H122V148H121ZM166 146L167 147L169 146V147L165 148ZM209 146L213 147L212 148L213 150ZM112 147H115V149H113ZM124 148H126L127 150ZM164 148L166 150H164ZM204 148H205V150H204ZM209 149H211L212 151L209 152ZM123 150L126 152H124ZM108 151H110V153H112V154L114 152H116L117 154L120 152L114 158V160H116L115 163H112V165H109V166H107L108 165L107 159H109L107 156L112 155V154H108L109 153ZM121 151L125 154L123 155V153ZM122 155H123V157H122ZM239 155H241V156H239ZM109 157H111V156H109ZM9 160H11V162ZM82 160H85L84 163H86L85 164L86 166L84 165ZM120 160H122V162ZM81 161H82V163H81ZM117 161H119V162H117ZM135 162L140 163V165L138 163L137 164L140 166L141 170H143L144 172L139 170L140 168L138 165H134ZM72 163L73 164L75 163L76 165L79 163L77 165L78 171L76 170V173H74L75 178H73V179H72V177H74V175L72 174L73 171H71V170H73V168H71ZM119 163H120V165H119ZM75 164L73 167H76ZM80 164H83L84 166H81ZM130 164L132 165L131 167H129ZM104 165H106V166L104 167ZM151 165H153V167L150 168L152 170L149 169V167ZM135 166L137 167V169L134 168ZM128 167L130 168V170L127 169ZM179 167H180V169H179ZM103 168H106L107 170L104 169L105 171H103ZM131 168L133 171H131ZM168 168H169V171H170V169H172L171 172H168ZM96 169H99V170L102 169V170L99 172V170H96ZM126 169H127L128 173L125 172ZM157 170H158V172H157ZM160 170H162V171H160ZM81 171H82V173H81ZM135 171H136V173H135ZM77 172H78V174H77ZM119 172H121V175ZM129 172H130V174H129ZM131 172H134L135 175H133V173H131ZM140 172H142L141 175H139ZM118 173L120 176L118 175ZM159 174H162V175H159ZM173 174H174V176H173ZM95 175H96V177H99L102 181H100L99 178H98L99 181H96ZM170 175H172V176L169 178L168 176H170ZM165 176L167 177V179H164V178H166ZM154 177H156L157 179ZM137 179H139V180H137ZM94 180L96 181V182H94V183H96L95 184L96 186H94V183L92 182ZM170 180H172V182ZM187 180H188V182H187ZM173 181H174V183H173ZM85 184H87V186ZM88 185H89V187H88ZM170 186H172V187H170ZM221 186L222 187L225 186V189L223 188L224 191L222 190ZM85 187L90 188V189H88V191H87V188H85ZM188 187H189L188 185H187V187H185L186 190ZM104 188H106L105 190L112 189L115 191V193H119V194H117V195L115 194L114 196H112L111 194L112 193L114 194V191H112V190L102 191V190H104ZM185 188L182 190L180 189L181 191L178 190L175 193H179L178 195H180L182 192H184V194H181V196L182 195L185 196L187 194V193H185V192H187L185 190ZM141 191L143 193L144 192L145 193L144 194L142 193L143 194L142 195V194H140ZM221 191H223V193ZM131 192H132V194H131ZM136 192H137V194H136ZM94 193H96V195ZM123 193L128 194V195L131 194V196H133V197L128 196V195H127V197H125L126 195L121 196V194H123ZM92 194H94L93 197H92ZM100 194H105L104 196H107L109 194L111 196L109 198L108 197L105 198L104 199L105 201H104V200H100L101 198L102 199L104 198L103 195H100ZM133 194H136V196L139 194L138 196L141 200L138 198V196L136 197ZM214 197H215V200L212 201L211 199H213ZM119 199H121V200L124 199L123 202H125V206L127 205L128 208H127V206L125 208L124 203L122 201H120ZM133 199H136L137 201H135V200L133 201ZM35 200H36V202H35ZM128 200H129V202L130 201H132V202H130V204H129ZM97 201H99V202H97ZM113 201H115L116 204H114ZM126 201L128 202V204H126ZM138 201H139V203L141 201V203H140L141 206L139 205V203L133 204V202H138ZM30 202L34 203L35 205L30 207V208L23 210L22 212L15 214V210L22 207L25 203H30ZM131 203H132V205H131ZM201 203L199 202V204H201ZM210 203H212V204H210ZM99 204L101 207L99 206ZM90 205H92V206H90ZM133 205L135 207H133ZM214 205H215V207H214ZM120 206H121L122 211H124V210L127 211V213L125 212L127 216L124 215L125 213L120 210ZM130 206L133 207V211H130V209L132 210V207L130 208ZM203 206H205V205L203 204ZM33 207H36V209H33ZM95 207H96V209H95ZM99 207L101 209H99ZM92 209H95V210H92ZM98 209H99V211H96ZM172 209H174V208H172ZM134 210H136L135 213H134ZM148 214L149 215L152 214L151 217ZM93 215H92V217H95ZM145 215H147V216H145ZM143 216H145V219L143 218ZM122 217H120L119 219L124 218V217L123 218ZM149 218H150V220H149ZM160 218H158V219L160 220ZM145 220H149L150 222L148 221L149 222L148 223ZM144 221L146 223H144ZM151 222L153 225L151 224ZM247 222L249 223V220ZM148 224H149V226H147ZM245 228H247V227L245 226ZM102 232L103 231H101V233ZM77 233H78V231H76L75 229H72V231L70 233H67V234L64 233V235L62 236L63 239L67 238L66 243H65L66 251L69 253H72V254H73V252L76 253L74 255V258L76 259V261L81 260L79 262L80 264L84 260H90V259L94 260V259L100 257V252H101L100 251L101 250L100 244H102L101 240L98 239L97 237L91 236V235L87 236L84 239H79L77 236ZM77 246H79L80 252H76L75 249L77 248ZM13 251H14V249H13ZM0 253L3 255V258H2L3 262L7 263V256L9 254L8 239L6 237L1 236V235H0ZM20 259L21 258H16V261H18ZM14 264H17V262L15 263V254H14Z\"/></svg>",
	"mask_w": 264,
	"mask_h": 264
},
{
	"label": "crops",
	"instance_id": "3",
	"mask_svg": "<svg viewBox=\"0 0 264 264\" xmlns=\"http://www.w3.org/2000/svg\"><path fill=\"white\" fill-rule=\"evenodd\" d=\"M13 232H14V228L13 227L10 230V234L11 235H9V236H7L5 232L0 231V235L3 236V237H6L8 239V247H9V254L7 256V263L3 262V260H2L3 255L0 253V264H13V259H14L13 243H15Z\"/></svg>",
	"mask_w": 264,
	"mask_h": 264
}]
</instances>
